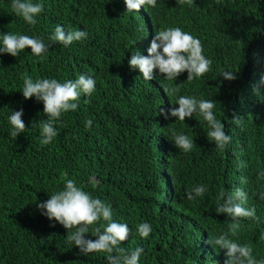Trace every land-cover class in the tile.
<instances>
[{
	"label": "trees",
	"instance_id": "obj_1",
	"mask_svg": "<svg viewBox=\"0 0 264 264\" xmlns=\"http://www.w3.org/2000/svg\"><path fill=\"white\" fill-rule=\"evenodd\" d=\"M11 2L0 0V33L41 37L50 46L43 57L30 48L17 57L0 54V264H108L107 253L84 255L68 243L67 230L37 206L67 178L110 206L114 221L129 226L131 235L120 246L142 247L139 264H224L225 250L208 243L224 233L264 259V181L257 179V169L264 170V96L255 101L243 81L255 70L264 76V39L256 28L264 24V0H156L155 7L131 13L124 0H33L44 6L35 25L17 16ZM57 25L89 36L95 30L99 43L92 51L82 41L51 43ZM167 27L200 39L211 71L191 82L187 72L169 81L156 71L147 81L131 69L132 51L147 56L155 32ZM224 71L237 78L222 79ZM25 74L34 81L65 82L80 74L96 80L95 91L81 94L77 109L56 121L58 134L48 145L40 143L38 122L47 119L43 102L21 93ZM178 85L175 95L164 93ZM180 95L216 103L215 115L232 138L223 152L208 140L199 115L180 122L160 114L178 107ZM20 110L26 129L13 138L8 117ZM235 117L243 118L239 127ZM172 130L192 138L193 149L180 151ZM200 184L208 191L188 200L186 192ZM236 187L248 194L245 206L255 207L257 219H241L232 235L230 218L215 209L219 191ZM141 222L152 226L148 238L138 235ZM103 223L90 226L85 239L96 240L94 228Z\"/></svg>",
	"mask_w": 264,
	"mask_h": 264
},
{
	"label": "clouds",
	"instance_id": "obj_2",
	"mask_svg": "<svg viewBox=\"0 0 264 264\" xmlns=\"http://www.w3.org/2000/svg\"><path fill=\"white\" fill-rule=\"evenodd\" d=\"M193 0H179L180 4ZM126 12H138L143 6H156V0H124ZM11 9L22 17L28 24L35 25L36 17L44 11L42 3H33V0H12ZM95 27H99L96 26ZM257 34L264 39V24H256ZM51 43H58L65 47L73 42L82 41L83 45L91 51L99 43L96 39L95 30L92 36L84 30L65 29L57 25L54 33L48 37ZM43 38L32 37L23 34L0 33V54H8L17 57L26 48L31 49V55L43 57L49 50ZM147 56L139 50L132 51L128 60L129 67L138 69L144 80L151 81L155 78L154 72L158 71L165 80L175 81L178 76L187 72V81L203 77L211 71L212 60L203 55V44L200 39L184 31L180 27L162 28L155 35L147 49ZM236 72L224 71L222 79L234 80ZM246 91L253 94L255 101L264 96V76L254 71V75L243 78ZM96 87V80L87 74H80L75 80L60 82L56 78H36L35 81L27 74L23 76V97L27 100L35 97L43 102V113L47 117L39 123L40 143L50 144L57 136L56 121L63 113L75 111L78 105L74 102L81 94L90 96ZM180 90L179 85L165 88L164 93L175 95ZM178 107L171 108L168 112L161 110V115L168 119L176 118V121L184 122L186 118L199 115L207 124V138L214 143L217 151L223 152L231 143V136L226 134L224 124L215 115L216 103L213 100L197 98L192 95H180L176 100ZM8 117L11 126L10 135L16 138L23 133L26 125L22 119L23 111H12ZM232 123L239 127L243 118L235 117ZM92 120L85 121V127L90 128ZM175 146L182 152H189L195 146L193 139L183 132L172 130ZM247 167V164H243ZM259 181H264V170L257 169ZM242 184H247V178H241ZM208 188L206 185H195L186 192L188 200L202 197ZM259 198L264 200V191L259 192ZM248 194L241 188L226 191L221 189L217 197L218 214H225L230 218L228 223L229 232L235 235L240 228V220L257 219L255 207H246ZM38 208L48 220L55 221L67 230L66 240L72 246H76L84 255L104 252L107 253L108 264H139L144 252L142 247L125 249L120 245L129 239L131 229L126 223L116 222L112 219V209L102 200L94 198L89 192L83 190L75 179L63 180V188L50 195L45 202L39 203ZM100 221L105 223L95 227L93 236L96 240L85 239L89 233V227ZM137 232L141 238H148L152 232L150 223L141 222L137 225ZM260 240H264V231L261 232ZM208 243L221 250H225L226 260L224 264H264V259H257L253 247L250 244L234 241L229 238V233L210 237Z\"/></svg>",
	"mask_w": 264,
	"mask_h": 264
}]
</instances>
